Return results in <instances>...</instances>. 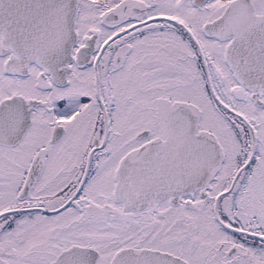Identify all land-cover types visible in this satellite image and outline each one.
<instances>
[{"label":"snow or ice","instance_id":"snow-or-ice-1","mask_svg":"<svg viewBox=\"0 0 264 264\" xmlns=\"http://www.w3.org/2000/svg\"><path fill=\"white\" fill-rule=\"evenodd\" d=\"M0 264H264V0H0Z\"/></svg>","mask_w":264,"mask_h":264}]
</instances>
